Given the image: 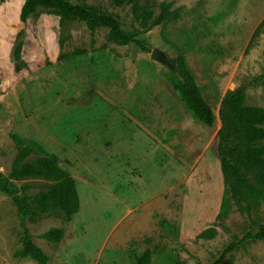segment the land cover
<instances>
[{
    "label": "rangeland",
    "instance_id": "374dc122",
    "mask_svg": "<svg viewBox=\"0 0 264 264\" xmlns=\"http://www.w3.org/2000/svg\"><path fill=\"white\" fill-rule=\"evenodd\" d=\"M24 1L0 2V174L11 172L18 133L74 178L80 206L70 219L53 210L27 221L48 264H138L147 251L149 264H264V240L250 235L264 224V203L231 200L219 217L226 188L218 152L227 91L243 88L247 104L264 107V31L252 38L264 0H139L154 18L163 1L180 9L178 20L149 29L132 4L71 0L115 15L146 49L77 18L62 25L44 9L23 24ZM21 30L26 65L17 71ZM179 54L215 113L212 126L168 79ZM12 182L15 195L0 191V264H39L18 254L14 196H35L54 182ZM56 227L64 228L58 243L44 236Z\"/></svg>",
    "mask_w": 264,
    "mask_h": 264
},
{
    "label": "trees",
    "instance_id": "16d2710c",
    "mask_svg": "<svg viewBox=\"0 0 264 264\" xmlns=\"http://www.w3.org/2000/svg\"><path fill=\"white\" fill-rule=\"evenodd\" d=\"M6 0H0L5 2ZM85 1V0H79ZM116 6L133 5V13L148 29L164 21H174L181 17L180 9L174 7V2L163 1L161 11L154 18L153 12L146 6L139 5V0H111ZM40 9L57 14L61 17V24L66 18H77L84 21L91 29L108 28L111 37L119 43H137L143 49L145 45L136 36L127 33L118 17L102 12L96 7L71 0H25L21 9L20 19L26 24L30 17ZM264 31V18L253 33L256 37ZM24 30L16 39L14 60L16 70L21 71L26 62L22 58ZM79 50L78 53H82ZM168 79L180 93L186 106L193 115L208 126L215 123L216 116L203 97L193 74L189 71L185 57L179 54L169 60ZM223 125L218 131V152L224 175L225 195L219 212V217H225L230 209V202L234 200L240 207H251L252 202L264 203V107L246 103L243 88L229 90L222 102ZM11 137L16 144L15 156L9 176L0 174V191L15 195L11 186L12 180L46 179L54 183L49 189L41 191L35 196H14L23 229V247L19 256L35 258L39 264H48L46 252L33 240L27 226L28 220L53 210H60L68 219L74 215L80 206V199L76 183L69 171L59 165L54 154L46 152L35 140L26 139L18 133ZM250 176H253L251 179ZM26 189V188H25ZM64 235L63 227L49 229L44 236L51 242L58 243ZM254 240H264V224L260 225L254 234ZM151 254L145 252L138 259V264H149Z\"/></svg>",
    "mask_w": 264,
    "mask_h": 264
}]
</instances>
